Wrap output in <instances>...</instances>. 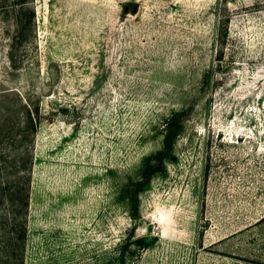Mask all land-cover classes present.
I'll use <instances>...</instances> for the list:
<instances>
[{"label":"rangeland","instance_id":"374dc122","mask_svg":"<svg viewBox=\"0 0 264 264\" xmlns=\"http://www.w3.org/2000/svg\"><path fill=\"white\" fill-rule=\"evenodd\" d=\"M19 8L0 0V183L31 162L16 264H264V0ZM26 100L36 131L8 144ZM173 113L174 156L135 191Z\"/></svg>","mask_w":264,"mask_h":264},{"label":"trees","instance_id":"16d2710c","mask_svg":"<svg viewBox=\"0 0 264 264\" xmlns=\"http://www.w3.org/2000/svg\"><path fill=\"white\" fill-rule=\"evenodd\" d=\"M15 3L20 6L19 9H22L25 0H15ZM19 13L17 11L15 15L16 31L13 35L14 41L19 39L22 30L33 15L31 12L24 21ZM10 58H12L11 55ZM32 104L31 101L26 100L21 106L23 109L21 123H13L7 127L5 136L8 144L21 146L28 139V136L36 131L40 120L39 107ZM181 126L180 113H173L166 120L162 132V146L145 158L140 178L133 184L135 191L140 190L147 184L155 173L163 170L165 161L173 158V143L181 130ZM29 163L31 162L27 150H24L19 158H4L2 160L4 169H8L9 172H16L17 177L0 183V204H2V210H0V238L2 237L5 241V253L0 259V264H16L20 243L26 236V213L29 205L28 184L31 169Z\"/></svg>","mask_w":264,"mask_h":264}]
</instances>
